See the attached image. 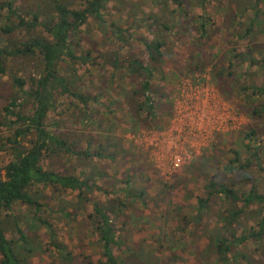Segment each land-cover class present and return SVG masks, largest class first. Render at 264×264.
Wrapping results in <instances>:
<instances>
[{"label":"trees","instance_id":"trees-1","mask_svg":"<svg viewBox=\"0 0 264 264\" xmlns=\"http://www.w3.org/2000/svg\"><path fill=\"white\" fill-rule=\"evenodd\" d=\"M35 1L0 0V78L8 75L14 87L0 116V128L8 129L0 151L10 158L0 168V264H31L39 255L49 256L51 264H81L50 218L60 214L66 224L76 223L83 212L85 229L100 253L96 262L87 258L86 264L134 263L136 255L127 249L118 221L127 218L126 210L142 198V191L126 181L125 197L120 196L103 164L116 161L120 143L95 136L86 148L78 147L59 131L52 114L59 98L67 97L83 105L85 126L92 125L90 103L96 105L114 86H130L124 91L131 123L148 129L160 124L165 107L156 98L168 95L155 78H166L161 61L184 24L198 43L225 29L227 48L212 75L226 99H239L234 105L252 123L241 132L240 147L207 178L194 204L188 192L192 215L180 204L171 210L178 219L171 237H196L204 230L207 244L200 253L205 257L196 255L195 264H264V0H222L227 10L219 16L220 25L206 12L212 0H147L129 8H123L126 0H81L79 7L71 0ZM137 31L141 36L136 37ZM94 41L102 45L97 56ZM19 61L36 64L37 74L19 76ZM199 63L189 70L209 66ZM97 73L103 87L88 95L83 78ZM74 159L79 173L54 164ZM46 190L54 196L53 205ZM94 193L102 199L92 200ZM16 206H24L26 213L14 214ZM168 243L175 264L182 250ZM126 249L130 253L124 257Z\"/></svg>","mask_w":264,"mask_h":264},{"label":"rangeland","instance_id":"rangeland-1","mask_svg":"<svg viewBox=\"0 0 264 264\" xmlns=\"http://www.w3.org/2000/svg\"><path fill=\"white\" fill-rule=\"evenodd\" d=\"M37 1L42 0L35 2ZM126 1L123 8L147 0ZM71 2L75 7L81 4V0ZM150 9V5L146 3L144 10ZM226 10L224 1L212 0L206 12L218 19L220 25L222 14ZM113 11L115 12L114 9ZM196 12L200 14L201 9H196ZM3 23L0 22V27ZM186 26L187 24H184L182 32L170 39L169 47L161 61L166 78L162 80L161 75L155 78V83L161 85L168 95H164L162 99L156 98L157 102H161L165 107L164 112L160 114V124L154 123L152 128L148 129L131 123L124 91V88L130 90V86H114L108 94L103 93L96 105L90 103L89 112L94 115L96 121L91 123L92 125L85 126L87 120L84 121V113L81 114L83 105L67 97L59 98V107L52 114V118L58 120L59 131L61 128L65 136L75 141L78 147L86 148L90 139L95 136L120 143L121 150L116 161L108 160L103 164L106 173L110 172L111 180L115 182L120 196L125 197L123 191L127 188L126 181L130 182L132 189L142 191V198L126 210L127 218L122 217L118 221L126 236L127 249L131 248L136 255L137 259L133 264H173L170 262V253L166 250V244H170L168 241L182 250V255L175 264H195L196 255L205 257L204 253H200L207 244L204 230L200 228L196 237L181 238L178 234L172 238L171 230L178 219L176 214L170 215V212L175 210L176 204H180L185 206L184 212L192 215L186 205L188 192L192 193L191 203L194 204L196 196L203 195L207 178L218 166L226 163L232 150L240 147L241 132L252 123L234 105L239 99L236 96L230 99L231 101L226 99L212 75V66L220 59V53H224L227 48L225 29L222 27L212 40L198 43L194 36H190ZM95 34L93 33V37ZM141 34L142 31H137L136 37ZM92 46L95 49L93 56H97V51L102 45L94 41ZM86 47L90 46L86 44ZM198 57L207 61L209 66L203 71H190L196 63H201ZM15 67L20 70L19 76L22 77L38 72L36 64L33 63L19 61ZM83 80L86 85L83 89L88 95H94L103 87L99 86V73L87 75ZM92 81L94 85L91 84ZM13 88L8 75L0 78V116L14 93ZM113 102L115 104H112ZM98 125H102L103 130L99 129ZM7 135L8 129L0 128V145L1 138ZM262 136L263 134L260 137ZM9 159L5 151H0V168ZM176 160L180 162L179 169L175 168ZM54 164L61 167L62 171L73 167L80 168L76 159L72 164L61 160ZM80 171L77 170L78 173ZM108 184L112 182L108 181ZM44 194L50 199L47 201L53 205L55 199L51 191L46 190ZM62 198L76 201L71 194H63ZM91 198L94 201L102 199L98 194ZM13 213L18 216L25 214L26 208L16 206ZM83 214L86 215L87 212ZM84 215L79 216V222L68 224L60 214H54L53 218H50L60 239L78 257L81 264L88 263L87 258H93L94 262L100 258L99 248L94 244L93 236L85 229ZM123 222L127 223L122 225ZM43 234L44 230L41 232L42 236ZM166 238H169L168 241H165ZM127 249L124 257L129 256ZM52 261L47 255H39L32 259L31 264H51Z\"/></svg>","mask_w":264,"mask_h":264},{"label":"built area","instance_id":"built-area-1","mask_svg":"<svg viewBox=\"0 0 264 264\" xmlns=\"http://www.w3.org/2000/svg\"><path fill=\"white\" fill-rule=\"evenodd\" d=\"M175 168L179 169L180 168V162L178 160L175 161Z\"/></svg>","mask_w":264,"mask_h":264}]
</instances>
